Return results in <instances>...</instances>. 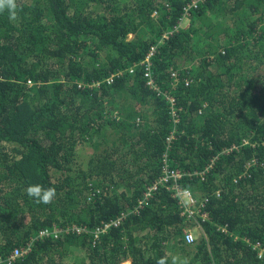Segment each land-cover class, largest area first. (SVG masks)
<instances>
[{
    "label": "trees",
    "instance_id": "obj_1",
    "mask_svg": "<svg viewBox=\"0 0 264 264\" xmlns=\"http://www.w3.org/2000/svg\"><path fill=\"white\" fill-rule=\"evenodd\" d=\"M15 2V19L0 12V264H264V0ZM156 44L176 119L127 71ZM166 167L182 176L133 212ZM37 183L51 203L26 195Z\"/></svg>",
    "mask_w": 264,
    "mask_h": 264
},
{
    "label": "built area",
    "instance_id": "obj_2",
    "mask_svg": "<svg viewBox=\"0 0 264 264\" xmlns=\"http://www.w3.org/2000/svg\"><path fill=\"white\" fill-rule=\"evenodd\" d=\"M157 14H158V11H154L152 13V16L153 17H157ZM183 19H187L186 17H183L181 19V21L179 22V24L177 25H174L171 29H168L167 31H165L163 33V37L162 39L164 38H167L169 35L177 32L180 28V25L182 24V21ZM182 26V25H181ZM157 45H152L150 47V50L148 51V53L146 54L145 58L138 64H134L133 66L129 67L128 68V72L129 73H133L134 69L136 68L137 65H139L143 71V74H144V77L146 78L147 80V85L152 88L154 91H156L157 93L159 94H162L165 99H167L170 103V108H171V115L174 119L177 118L176 116V112H175V108H174V105H175V99L174 97L170 94V92H161L159 90V88L156 86V84L154 83V80H153V77H152V58L154 56V54L157 52ZM115 75L112 74L111 76H109L107 78V81H110L113 79ZM171 76L173 77V81L175 84V82H177L179 80L178 78V74L177 72L175 71H172L171 72ZM28 84H32L31 81H28ZM99 84V82L97 83ZM185 84H187V81L185 80ZM173 87V86H172ZM174 131V130H173ZM175 136L173 134V132L170 134V136L167 137L166 141H167V147H169L172 139H174ZM182 176V173L179 171V170H173V169H170L169 167H166V168H163V176L162 178H160L159 180H156L152 183V185L150 187H148V191L146 192L145 194V198L148 199L147 197L150 196L151 192L155 191L159 185L163 184L164 182H169V181H173L175 183V181H177L178 178H180ZM173 189V196H178L181 198V200L186 204L187 207H194L195 203L198 202V200H196V198H193L192 195L190 194L189 190H181L180 187H177V186H173V187H170V189ZM188 200V202H187ZM119 223V219L113 221L111 224H106L104 226H101V227H98L97 229V233L98 235L102 232H104L110 225H117ZM184 234H185V238L187 240V242H190V241H193L194 240V235H193V231L190 229V228H187L185 227L184 228ZM78 231H80V229H78ZM50 233H55V231L53 232H43L41 234V237L45 236V235H49ZM191 237V239H190ZM257 245H259L257 243ZM27 250H25L24 252H26ZM23 254L22 250H17V249H14L13 251H11L8 255V259H15L18 255H21ZM1 256H0V261H1Z\"/></svg>",
    "mask_w": 264,
    "mask_h": 264
},
{
    "label": "clouds",
    "instance_id": "obj_3",
    "mask_svg": "<svg viewBox=\"0 0 264 264\" xmlns=\"http://www.w3.org/2000/svg\"><path fill=\"white\" fill-rule=\"evenodd\" d=\"M16 9H17V5H16V2H15V0H0V12H3V11H5V10H7L8 11V13H9V16H10V18L11 19H15L16 18ZM187 22H188V20H187ZM189 23V22H188ZM127 71H128V69H127ZM129 73V72H128ZM154 80V79H153ZM155 83V82H154ZM157 86V85H156ZM160 90V89H159ZM161 91V90H160ZM162 92V91H161ZM159 94V93H158ZM160 95H162V94H160ZM163 96V95H162ZM164 97V96H163ZM165 98V97H164ZM167 100V99H166ZM168 101V100H167ZM169 102V101H168ZM144 108H148V107H144ZM170 110H171V108H170ZM174 130V129H173ZM168 137V136H167ZM167 139V138H166ZM244 141V143H245V140H243ZM166 145H167V141H166ZM170 146V145H169ZM236 145H234L233 147H235ZM166 149L168 150L169 149V147H166ZM231 149V148H230ZM229 151H231V150H229ZM88 153H89V158H88V162H89V160H90V151H87ZM224 152H228V149H224L223 151H222V153H224ZM212 163V162H211ZM87 166H88V163H87ZM83 169H85V168H83ZM26 195L29 197V198H31V199H33V200H35L36 202H40V203H44V204H48V203H51L52 202V200L55 198V196H56V190H55V188L54 187H44L43 185H41V184H39V183H37V184H30L29 186H27V188H26ZM148 190H146L145 192H144V194H143V199L142 200H139V202H138V205H136V207L134 208V210H133V212H138L139 211V208H141L142 206H143V203L147 200L146 198H145V194H146V192H147ZM154 192V191H153ZM151 194H152V192H151ZM150 194V195H151ZM150 197V196H149ZM149 197H147V198H149ZM125 213H122V215H124ZM206 214V213H205ZM117 219H119V223H120V221H121V216H119ZM116 219V220H117ZM115 221V220H114ZM118 223V224H119ZM117 224V225H118ZM111 226V225H110ZM109 226V227H110ZM112 226H114V225H112ZM99 227H101V226H99ZM108 227V228H109ZM185 227H187V226H185ZM184 227V228H185ZM108 228L104 231V232H102V233H100L99 235H98V233H97V229L98 228H95L94 230H93V232H94V234H95V239L93 240V241H95V240H98L99 239V236L100 235H103V234H105L106 233V231L108 230ZM188 228V227H187ZM192 231H194L195 230V228H192L191 229ZM51 232H53V231H55V230H50ZM196 231V230H195ZM194 233V232H193ZM196 234H197V231H196ZM50 235H52L54 238L55 237H57V234H56V232L55 233H50L49 235H45V236H43V237H40V238H46V237H48V236H50ZM190 239H191V237H190ZM259 244V243H258ZM254 246H256V247H260V244L259 245H257V243L254 245ZM14 250V249H13ZM12 250V251H13ZM125 263V264H130V262H131V260H130V258H127V259H125V260H123L120 264H122V263ZM159 264H165V260L164 259H161L160 261H159ZM172 264H178V260H177V258L176 257H173V259H172Z\"/></svg>",
    "mask_w": 264,
    "mask_h": 264
},
{
    "label": "rangeland",
    "instance_id": "obj_4",
    "mask_svg": "<svg viewBox=\"0 0 264 264\" xmlns=\"http://www.w3.org/2000/svg\"><path fill=\"white\" fill-rule=\"evenodd\" d=\"M182 27L184 26H187L188 25V22H187V19H183L182 21ZM145 107V106H144ZM175 110L177 109L175 106H174ZM88 158H89V153L87 152V149H81L79 151V153L77 154L76 158H75V166H80L81 168H87V163H88ZM55 176V175H54ZM53 176V177H54ZM195 230L197 231V233H201L200 229L196 226H194ZM193 231V235L194 237L197 236L196 234V231ZM182 256L181 253H176L174 257L177 258V260H180L182 261V259H180V257ZM122 264H125L124 262Z\"/></svg>",
    "mask_w": 264,
    "mask_h": 264
}]
</instances>
